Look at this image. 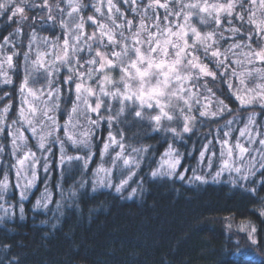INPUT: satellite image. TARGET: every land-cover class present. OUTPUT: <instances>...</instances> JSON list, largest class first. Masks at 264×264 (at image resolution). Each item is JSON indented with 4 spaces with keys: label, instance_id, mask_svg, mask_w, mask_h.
I'll return each mask as SVG.
<instances>
[{
    "label": "snow or ice",
    "instance_id": "6c2138e0",
    "mask_svg": "<svg viewBox=\"0 0 264 264\" xmlns=\"http://www.w3.org/2000/svg\"><path fill=\"white\" fill-rule=\"evenodd\" d=\"M168 180L264 192V0H0V264L29 259L38 191L56 229L81 190ZM222 223L225 264H264Z\"/></svg>",
    "mask_w": 264,
    "mask_h": 264
},
{
    "label": "trees",
    "instance_id": "16d2710c",
    "mask_svg": "<svg viewBox=\"0 0 264 264\" xmlns=\"http://www.w3.org/2000/svg\"><path fill=\"white\" fill-rule=\"evenodd\" d=\"M81 191L87 194L77 196V206L65 210L56 229L48 214L28 211L39 191L26 205L27 221L17 237L28 252L26 264H225L228 253L238 251L226 247L225 218L232 233L255 227L264 240V192L253 198L221 185L189 191L179 180L154 183L135 202ZM55 199L64 202L59 189Z\"/></svg>",
    "mask_w": 264,
    "mask_h": 264
},
{
    "label": "rangeland",
    "instance_id": "374dc122",
    "mask_svg": "<svg viewBox=\"0 0 264 264\" xmlns=\"http://www.w3.org/2000/svg\"><path fill=\"white\" fill-rule=\"evenodd\" d=\"M197 147H199V145H197ZM190 167H197V160H198V156L197 157H193L192 159H190ZM187 166V165H186ZM50 187V185H49ZM39 197V196H38Z\"/></svg>",
    "mask_w": 264,
    "mask_h": 264
}]
</instances>
